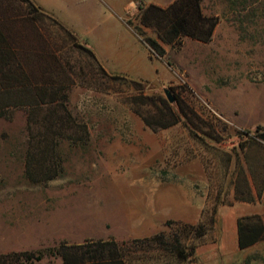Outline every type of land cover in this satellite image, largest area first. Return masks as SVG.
<instances>
[{"label": "rangeland", "instance_id": "1", "mask_svg": "<svg viewBox=\"0 0 264 264\" xmlns=\"http://www.w3.org/2000/svg\"><path fill=\"white\" fill-rule=\"evenodd\" d=\"M109 1L86 0L81 8L72 0L78 8L66 23L75 18L84 32L99 27L91 37L100 44L119 37L118 48L136 58L142 71L108 72L119 80L98 78L91 58L75 50L77 76L67 104L87 128V142L62 140L61 169L42 174L40 167L36 180L24 169L25 113L19 114L20 128L14 121L12 131H3L0 253L42 252L41 263H60L51 250L63 240L113 238L125 243L128 264H264V240L240 249L236 238V219L264 213V195L235 198L234 187L227 189L233 164L226 162L238 131L264 126V0H203V11L218 18L210 41L185 37L178 48L164 45L162 56L140 41L133 24L140 2L166 6L173 0ZM133 80L147 93L165 95L168 88L182 96L216 124L221 141L193 138L182 122L151 130L129 103L137 93ZM199 222L207 228L202 237L183 227ZM175 238L193 251L187 259L170 250Z\"/></svg>", "mask_w": 264, "mask_h": 264}, {"label": "trees", "instance_id": "2", "mask_svg": "<svg viewBox=\"0 0 264 264\" xmlns=\"http://www.w3.org/2000/svg\"><path fill=\"white\" fill-rule=\"evenodd\" d=\"M19 1L26 4L28 13L35 16L43 15L37 12L38 8L31 0ZM202 2L203 0H173L166 6L140 2L137 6V22L133 24V28L139 35L140 41L159 56L165 54L164 45L178 48L185 37L208 42L213 35L218 18L213 14H206L202 8ZM55 22L61 28L62 41H65V36L68 37L69 42L91 58L93 76L112 80L122 78L117 74H109L98 63L90 48L78 43L76 35L58 21ZM128 23L131 24V21L128 20ZM146 29L151 30L154 36L148 35ZM65 57L66 55L62 54L59 79L56 74L55 78L50 75L45 81L44 89H30L33 95H39V99H42L43 94L47 100L46 103L32 101L22 105L0 103V116L9 117L8 108L12 106L25 108L28 137L24 169L26 175L35 180L40 167L42 174H45L46 169L48 171L61 169L60 142L62 140H69L72 144H76L77 141H80L79 144L87 142V128L77 122L68 108V89L73 85L74 76H77V73L75 67ZM131 82L137 86V93L130 97L129 103L133 111L151 130L166 129L182 122L193 138L214 143L221 141L216 124L198 115L179 94L172 93L174 102H170L159 92L147 93L140 81ZM71 128L75 129L74 133L67 132ZM236 136L237 144L226 151V162L232 161L233 164L228 174L227 189L233 186L236 194H239L235 198L253 201L261 197L264 190V126L257 124L253 129L238 131ZM228 166L230 165L226 167ZM215 214L216 212L214 217L211 216V224L215 222ZM183 227L189 232H194L196 237H202L207 229L204 222L186 224ZM236 227L237 246L240 249L264 240V214L239 216ZM174 241L175 245L170 250L178 259H187L193 251H187L179 238H175ZM124 244H120L113 238H87L80 243H68L63 240L51 250L52 255L61 258L60 263H41L42 252L19 251L0 253V264H128L131 254L122 247ZM134 244L140 246L144 243L134 240Z\"/></svg>", "mask_w": 264, "mask_h": 264}, {"label": "crops", "instance_id": "3", "mask_svg": "<svg viewBox=\"0 0 264 264\" xmlns=\"http://www.w3.org/2000/svg\"><path fill=\"white\" fill-rule=\"evenodd\" d=\"M31 1L38 8L37 12L43 15L35 16L28 13L26 4L22 1L0 0V103L22 105L29 101L42 104L47 102L43 94L42 99H39V95H33L30 89H44L45 81L50 75L55 78L56 74L59 79L62 54L66 55V60L71 63V55H74L77 49L69 42L68 37L65 36V41H62L61 28L55 21L69 27L68 30L76 35L77 42L90 48L98 63L107 72L127 70L138 74L142 71V66L136 58L132 55L127 56L123 50L118 48L119 37L109 43L106 40L100 44L95 42L96 38L91 37L92 31L99 27L95 26L94 29L89 28L84 32L82 29H76L77 19L72 18L71 23H66L68 22L66 21L67 16L74 14L75 7L78 8V5L72 4V0ZM76 1L80 2L81 8L86 7V0ZM104 1L109 5V0ZM62 14L63 17H61ZM122 20L124 23V18ZM113 46H116L115 50L110 49ZM24 109V106H12L8 108L9 117L0 116V135L6 129L12 131L14 121L20 128L23 117L19 114L25 113ZM15 116L16 119H14ZM24 117L26 120V115ZM26 146L27 141L25 151ZM251 214L263 215L264 213L253 211L245 215Z\"/></svg>", "mask_w": 264, "mask_h": 264}, {"label": "water", "instance_id": "4", "mask_svg": "<svg viewBox=\"0 0 264 264\" xmlns=\"http://www.w3.org/2000/svg\"><path fill=\"white\" fill-rule=\"evenodd\" d=\"M163 92H164L166 98L168 99V101L174 102V96L172 95V93L170 92V90L168 88H164Z\"/></svg>", "mask_w": 264, "mask_h": 264}]
</instances>
